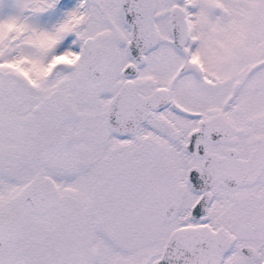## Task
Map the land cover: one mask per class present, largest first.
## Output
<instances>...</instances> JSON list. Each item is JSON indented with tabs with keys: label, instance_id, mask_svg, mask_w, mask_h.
Segmentation results:
<instances>
[{
	"label": "snow or ice",
	"instance_id": "snow-or-ice-1",
	"mask_svg": "<svg viewBox=\"0 0 264 264\" xmlns=\"http://www.w3.org/2000/svg\"><path fill=\"white\" fill-rule=\"evenodd\" d=\"M0 264H264V0H0Z\"/></svg>",
	"mask_w": 264,
	"mask_h": 264
}]
</instances>
